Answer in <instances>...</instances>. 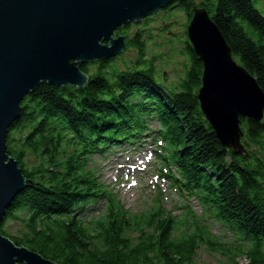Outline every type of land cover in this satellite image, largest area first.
<instances>
[{"label": "trees", "instance_id": "16d2710c", "mask_svg": "<svg viewBox=\"0 0 264 264\" xmlns=\"http://www.w3.org/2000/svg\"><path fill=\"white\" fill-rule=\"evenodd\" d=\"M194 6L207 10L234 60L264 93L260 2L174 0L162 12L180 9L191 20ZM131 26L116 31V37L125 36L127 48L137 52L130 66L120 70L117 57L78 62L76 66L89 77L87 84L41 82L21 103L7 147L26 187L7 210L5 221H21L19 213L27 215L26 231L21 237L11 236L1 226V234L56 264H193L201 247L224 250L227 255L230 250L190 211L184 219L161 205L137 217L127 214L113 195L106 196L90 168L94 157L136 144L154 116L158 137L166 141L167 157L178 170L177 176H170L175 185L196 197L213 223H221L240 238L245 249L235 250L246 254V264H264V118L261 122L240 119L248 157L234 155L220 144L201 111L198 94L204 68L188 40L184 42L186 76L168 90L157 82L154 60L147 59L143 31L131 37L127 31ZM24 132L14 143L15 133ZM27 151L40 159L31 170L24 164ZM97 203L104 205V211L91 224H83L76 214Z\"/></svg>", "mask_w": 264, "mask_h": 264}, {"label": "water", "instance_id": "95a60500", "mask_svg": "<svg viewBox=\"0 0 264 264\" xmlns=\"http://www.w3.org/2000/svg\"><path fill=\"white\" fill-rule=\"evenodd\" d=\"M173 3L174 0H0V228L7 210L26 187L19 164L9 156L7 147L9 131L20 117L25 97L41 82L84 86L89 77L76 66L79 61L91 63L119 56L127 48V41L125 36L116 37L118 29L143 21ZM192 15L187 36L204 68L198 94L201 111L220 144L234 155L247 158L240 119L263 120L264 93L234 60L207 10L194 6ZM214 68L221 72L220 84L213 85L217 74ZM218 85L222 95H233L235 100L238 95L244 97L243 108L234 110L232 121L215 120L204 106L205 95L219 89ZM0 264L56 263L17 247L0 232Z\"/></svg>", "mask_w": 264, "mask_h": 264}, {"label": "rangeland", "instance_id": "374dc122", "mask_svg": "<svg viewBox=\"0 0 264 264\" xmlns=\"http://www.w3.org/2000/svg\"><path fill=\"white\" fill-rule=\"evenodd\" d=\"M258 1L260 2L261 9L264 11V0ZM148 18H150V21L145 22V19L140 22L130 23L132 26L127 31L131 37L134 36L137 31H143V34L146 37L147 59L154 60V65L157 71V82L170 90L175 88L179 81L185 78L189 67L188 57L184 51V42L185 40H188L189 42L187 32L191 20H189V16L180 9H173L169 13H164L161 10L150 15ZM127 31L124 30V32ZM136 57L137 52L135 49L126 48L119 56H117L118 60L116 65L120 70H124L126 65L130 66L131 62L134 61ZM157 125L156 119L149 121L146 134L148 132L152 133ZM25 134L26 132L22 134L15 133L14 138L16 139H14V143H18L20 137ZM158 147H160V145L157 144V148ZM100 159V157H94L93 161L90 162V168L94 170L95 175L97 170V176L100 177L106 185L107 183L105 182L104 177L108 180V184L111 185V192L116 199L120 200L122 207L127 214L137 217L141 212L152 206L161 204L167 212L172 211L173 215H176L179 219H184L185 210L183 207L188 204V202L177 195V190L171 187L167 181H161L156 184V181L153 179L149 180L144 174H138V183L132 186V183L128 184L125 180H117L119 175L116 176V173L113 170L108 171L106 164ZM153 161L156 162V166L158 163L157 160ZM39 162L40 159L37 155L31 151H27L24 164L26 163V168H28V170L37 166ZM103 173L106 174V176ZM159 188L162 189L163 192L162 198H159ZM165 195H168L169 200L164 198ZM189 205L192 210L196 212L195 217H200L199 205L195 202H190ZM101 208L102 207L99 205H91L88 206L86 212H90L93 216H96L99 214ZM19 214V217L22 219L21 221L20 219L7 220L2 223L4 231L11 236L21 237L26 231L23 220H26L24 217L28 216L23 215L22 213ZM212 234L217 236L221 244H223L227 250H230V252L227 253V255H224V250L215 252L214 250L211 251L210 249L201 247L193 264H230L233 261L232 259L236 257L235 264H246L248 261L246 254L238 253V251L235 250V247L240 246L245 249L246 245L240 243L239 238L236 237V239H234V235L230 233V230L226 226L217 224L212 225Z\"/></svg>", "mask_w": 264, "mask_h": 264}, {"label": "bare ground", "instance_id": "6f19581e", "mask_svg": "<svg viewBox=\"0 0 264 264\" xmlns=\"http://www.w3.org/2000/svg\"><path fill=\"white\" fill-rule=\"evenodd\" d=\"M99 59H105V58H99ZM98 60V59H97ZM95 60V61H97ZM83 61H79V63H82ZM215 69V68H214ZM213 69V70H214ZM212 70V71H213ZM217 69L214 70V72H216L217 74L215 75L216 76V80L213 82V85L219 83V79L221 77V72H217L216 71ZM213 73V72H212ZM220 76H219V75ZM215 79V78H214ZM212 79V81L214 80ZM67 85H70V84H67ZM70 86H74V85H70ZM220 85H218V88H219ZM225 86V85H224ZM222 85V87H224ZM75 87H82V86H75ZM221 87V88H222ZM227 87V86H226ZM208 94V93H207ZM239 94V93H238ZM244 98V97H243ZM243 98L238 95V100L236 99L235 100V97L233 95H222V91L219 89H215L214 91H210V93L208 95H205L204 97V102H205V107H206V110H207V113L213 117L215 120H219V121H232L233 117H234V110L237 111V109H241L243 108L242 107V103H243ZM200 101V100H199ZM201 103V101H200ZM151 119L155 120L156 118L151 117ZM213 119V120H214ZM158 123V121H157ZM229 123V122H228ZM227 126V125H226ZM234 127V126H233ZM232 127V128H233ZM230 129V125H228V127ZM231 131V130H230ZM233 133H232V140H231V145H235L234 143V139H235V133H236V127L232 130ZM230 137V136H229Z\"/></svg>", "mask_w": 264, "mask_h": 264}]
</instances>
